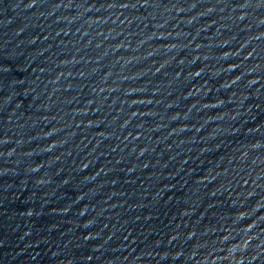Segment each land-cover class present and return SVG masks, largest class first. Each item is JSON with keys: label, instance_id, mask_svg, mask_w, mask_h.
Instances as JSON below:
<instances>
[{"label": "water", "instance_id": "1", "mask_svg": "<svg viewBox=\"0 0 264 264\" xmlns=\"http://www.w3.org/2000/svg\"><path fill=\"white\" fill-rule=\"evenodd\" d=\"M0 264H264V0H0Z\"/></svg>", "mask_w": 264, "mask_h": 264}]
</instances>
